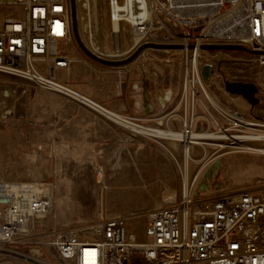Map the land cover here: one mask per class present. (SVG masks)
<instances>
[{
	"label": "built area",
	"instance_id": "1",
	"mask_svg": "<svg viewBox=\"0 0 264 264\" xmlns=\"http://www.w3.org/2000/svg\"><path fill=\"white\" fill-rule=\"evenodd\" d=\"M125 2L75 0L80 39L100 60L124 61L143 44L179 46L183 48L164 53L181 54L185 68L190 69L186 79L197 78L200 84V69L193 72L198 47L237 44L264 52V0H143L146 14L141 20L127 16ZM226 16L230 17L229 27H243V37L223 38L208 31ZM75 45L82 52L73 31L71 0H0V124L15 119L30 127L57 130L62 110L70 105L107 122H112L107 109L123 115L127 112L126 106L114 110L110 103L100 107L73 86L74 61L68 49ZM189 46L195 50H188ZM149 50L154 49L143 51L133 62L139 66V77L147 68ZM83 55L82 67L95 82H105L110 73L121 79L133 64L106 66ZM259 59L264 64V55ZM61 70L65 81L57 76ZM33 87L62 99L47 120L19 114L14 104L8 106L13 99L15 103L25 100ZM132 88L140 89L138 84ZM187 88L189 92L190 84ZM145 91L151 108L152 98L148 89ZM124 92L125 84L120 81L115 95L122 97ZM173 98V91L167 90L163 108ZM199 101L204 113L197 114L194 103L185 108L179 122L169 118L165 124L157 121L151 127L196 137L189 144L182 137L170 139L178 144L176 148L166 144L180 171L181 193L176 191L147 212L142 237L130 225V216L103 214L95 224L61 229L56 182L35 180L17 162L7 163L6 176L0 178V264H264V183L239 191L215 189L223 163L214 161L220 156L201 163L194 172L190 169L191 163L207 158L206 145L217 147V152L220 147H231L221 142L235 141L237 127L245 120L218 113L228 121L224 125L202 99ZM134 107L142 108L139 103ZM199 151L204 155L194 159ZM50 153L53 155L52 148ZM50 219L52 227L46 233Z\"/></svg>",
	"mask_w": 264,
	"mask_h": 264
},
{
	"label": "rangeland",
	"instance_id": "2",
	"mask_svg": "<svg viewBox=\"0 0 264 264\" xmlns=\"http://www.w3.org/2000/svg\"><path fill=\"white\" fill-rule=\"evenodd\" d=\"M68 50L69 56L74 60L72 84L80 92L99 103L104 105L112 103L115 106L117 104L126 106L132 100L133 94L136 96L135 92H139L141 110H137L135 114L131 109H127L124 115L135 119L141 125L154 127L157 121V123L161 121L165 124L169 118L179 122L180 117L185 114V108L187 106L192 108L194 103L196 113H204L200 99L218 116L222 124L228 123L206 99L199 85L195 98L190 88L188 96H184L185 64L181 54L164 53L165 50L160 52L149 50L147 68L142 76L139 77L141 72L135 62L131 65L129 73L121 79L116 74L110 73L105 82H95L91 73L82 67L84 55L79 48L75 45L70 46ZM200 55L201 79L208 91L223 108L245 120L241 124L242 127H237L235 134L237 136L264 134V64L259 59L261 55L202 50ZM206 64L214 67V75L207 81L202 76V67ZM57 76L63 81L66 80L65 71H59ZM145 78L149 81L145 82ZM120 81L125 84L122 97L115 95L116 86ZM225 81L256 84L259 89L257 97L260 103L252 107L243 97L229 94L225 89ZM134 84L140 87L135 92L132 88ZM156 87L159 89L156 90ZM196 87L197 84L195 89ZM145 88L148 89L149 96L152 98L153 107L151 108L146 104ZM169 89L173 91L174 98L171 104L163 108V95ZM61 101L59 95L33 87L25 100L15 103L13 99L8 106L11 107L14 104L19 114L24 113L37 120H47L59 108ZM56 104L59 106L56 107ZM253 121L260 124L244 127L246 122ZM109 123L111 126L107 136L102 139L99 138L100 130H96L97 137L88 138L89 141L65 143L58 140L59 127L57 130L30 127L15 119L3 122L0 124V178L6 176L7 163L15 161L25 174L30 173L35 180L56 182L57 221L58 226L65 230L99 222L102 211L106 215L104 211L106 212V208L110 207L113 198L110 200L108 190L104 192V207L102 198L98 195V189L102 192L104 188L115 184L116 180L130 177L135 180V186L124 188L118 193L117 206L124 210L136 211L137 217L130 218L129 221L135 231L142 232L145 229L143 219L146 214L141 210L148 202H150V209L161 205L164 200H168L172 194H175L174 190L180 194L182 184L180 171L167 151L168 146L164 141L153 140L144 135L133 136L134 133L129 129L114 122ZM221 144L231 145V147H220L217 152V147L206 145L207 158L200 163H191V172L196 171L201 163L213 162L220 156L214 161L221 160L223 163V170L217 177V182L213 184L215 189L231 188V191H239L264 183V155L244 153L240 149L241 146H248L264 150V142L240 144L236 141H227ZM124 146L126 149L121 155L123 171H116L114 169L118 162L115 157ZM53 147L52 155L50 152ZM141 147L143 150H140ZM202 155H204L203 152H196L194 159L200 160ZM4 157L6 158L3 161L1 158L4 159ZM149 160L152 168L155 166L158 172L155 179L152 173H142ZM179 161L183 163L181 153ZM216 164L221 165V162L218 161ZM99 180L102 181L101 186L98 185ZM160 180L163 183H160ZM84 188L89 190L87 197L79 193ZM114 204L116 205L115 202ZM52 223V219L47 221L46 233L49 232Z\"/></svg>",
	"mask_w": 264,
	"mask_h": 264
},
{
	"label": "bare ground",
	"instance_id": "3",
	"mask_svg": "<svg viewBox=\"0 0 264 264\" xmlns=\"http://www.w3.org/2000/svg\"><path fill=\"white\" fill-rule=\"evenodd\" d=\"M125 4H126L125 8H126V11H127V16L129 18H133V19H137V20H141V19L144 18L146 12H145V9H144L143 0H126ZM76 14H77V11H76ZM229 20H230L229 16H226L224 18H221L220 20H217L216 22H214L215 26L214 27H209L208 31L209 32H213V33H218L223 38H232V37H241V36L243 37L244 36L243 27H241L239 24L237 25V27H229V23H228ZM134 37H137V35L134 34ZM154 45H156V44H154ZM190 47L191 46L188 47V50H195V47H194V49H190ZM200 47H198V49L196 51V54H195L196 56H195L194 67H193V72L194 73L199 71V61H200V57H201V55H200L201 54V52H200L201 48ZM158 51L160 52L161 50H158ZM165 51H171V50H165ZM130 67L131 66L128 67V70L130 69ZM187 73L188 74L190 73V69L189 68L188 69L184 68L183 93H184L185 97L188 96V93H189L188 92V88H187L188 84H190V86H191L192 95L194 96V98L197 96L196 89H195V85L197 84L203 89V92H204V95H205L206 99L214 106L215 109H217L220 112V114L221 113L222 114H228V113L231 114L229 111H227V109L223 108L218 103V101L212 96V94L208 91V89L206 88V86L203 83L201 78L199 79L200 84H198L197 78H195V80L186 79L187 75H188ZM91 100L94 101L100 107L104 108V106L101 103H99L98 101L94 100L93 98H91ZM107 111H109L108 115H109V117H111L112 122H114L115 124H118V125L126 128V129H129L136 136L144 135V136H147V137L161 138V139L165 140L166 144L168 146H171L172 148H176L178 146V144H176V142L170 141V139H172V138L175 139V137H182L187 142V144H189L190 141L196 137L195 134H190V133L189 134L179 133V135H178L174 131L172 133H168V132H165L163 130H155L154 128L141 125V124L137 123L136 121L129 119L126 115L119 114V113H117V112H115L113 110H109V109H107ZM251 125H254V124L246 122L244 127L251 126ZM233 140H235L236 142H238L240 144L243 143V142H264V134H254V135H247V136H235L233 138ZM125 149H126V146L121 148V151H119L116 154L115 160H117V162H118L117 165H116V168L114 169L116 171H123V167L121 166V163H122L121 162V160H122L121 155H122V152ZM240 149H242L241 152H244V153H252V154L256 153V154L264 155V150L263 149H257V148L248 147V146H241ZM140 150H143V147H141ZM185 163L186 162H184V164ZM216 165H219V164H216ZM184 170L188 171L189 168H186ZM174 192H176V190H174ZM147 212L145 214H147ZM135 216L137 217V215H131L130 217L133 218Z\"/></svg>",
	"mask_w": 264,
	"mask_h": 264
},
{
	"label": "crops",
	"instance_id": "4",
	"mask_svg": "<svg viewBox=\"0 0 264 264\" xmlns=\"http://www.w3.org/2000/svg\"><path fill=\"white\" fill-rule=\"evenodd\" d=\"M138 93L139 92H135V94H137V95L135 96L133 94L132 100L130 102H128L126 105V108L131 109L133 111V113H135V114H136L137 110L134 107V104L139 103V100H140ZM58 106H59V104H58ZM58 106L56 104V107H58ZM110 106L113 109L117 110L118 108L125 106V104H117L115 106L114 104L110 103ZM61 119H62V122H61V125L59 126V132H58V138L59 139L58 140L61 142H65V143H76V142L89 141V140H87L88 138L97 137L96 132H95L96 130H100L99 138L102 139V138L107 136L106 134H107V131L109 130V126H111L110 123L105 121V120L93 119L91 113L88 110L81 108V107L74 106V105L67 106L66 108H64L62 110ZM78 137H81V138L83 137L86 139H81V138L78 139ZM52 149L54 150V147ZM6 157H7V154H6ZM6 157H4V159L3 158H1V159L4 161ZM144 158H148V157L144 156ZM1 163H2V161H1ZM150 164H152V163L149 160L146 167L145 168H143L144 166L142 167L143 168L142 173H150V174L152 173L154 176L153 179H155L157 177L158 172H157V169L155 168V166H154V168H152V166ZM115 182H116L115 184H111L110 186H108V188H106V189L104 188L102 190V192H100V190L98 189V195L102 198V204L104 207H105L104 192H106L108 190L110 192V200L113 198L112 203L110 202V207L106 208V212L104 211V213H106L108 216L136 215V211L124 210L120 206H117L119 204V202L117 200L118 193L124 188L128 189V188L134 187L135 186V180L131 179L130 177L129 178L128 177L127 178L122 177V178L116 180ZM101 183H102V181L99 180L98 185L101 186ZM160 183H163L162 180H160ZM88 191H89L88 189L84 188V190L82 192L79 191V193H83L82 195L84 197L85 196L87 197ZM114 202L116 203V205L114 204ZM149 209H150V202H148L146 204V206L141 211L146 213ZM101 215H103V211H102ZM98 217H100V216L98 215ZM143 220H144V223L146 225L147 217L145 216ZM130 225L133 227L131 222H130ZM143 233H144V230L140 233L138 232L140 237L143 236Z\"/></svg>",
	"mask_w": 264,
	"mask_h": 264
},
{
	"label": "water",
	"instance_id": "5",
	"mask_svg": "<svg viewBox=\"0 0 264 264\" xmlns=\"http://www.w3.org/2000/svg\"><path fill=\"white\" fill-rule=\"evenodd\" d=\"M72 4V19H73V31L75 35V39L82 50V52L88 56L89 58L104 64L106 66L113 67H122L133 63L137 57L145 50L154 49V50H179L183 47L172 46V45H154V44H143L126 60L120 62H108L103 61L95 57L92 53H90L85 46L83 45L78 31L77 25V14H76V4L75 0H71ZM202 51L214 52V51H227V52H244L251 55H264V52L251 50L243 45L237 44H227V45H202ZM190 49H194V46H191ZM214 75V67L213 65L206 64L202 67V76L205 81L211 79ZM225 89L229 94L236 95L239 97H243L252 107H256L260 103V99L257 97L259 93V89L254 83L247 82H230L225 81Z\"/></svg>",
	"mask_w": 264,
	"mask_h": 264
},
{
	"label": "flooded vegetation",
	"instance_id": "6",
	"mask_svg": "<svg viewBox=\"0 0 264 264\" xmlns=\"http://www.w3.org/2000/svg\"><path fill=\"white\" fill-rule=\"evenodd\" d=\"M241 148V147H240Z\"/></svg>",
	"mask_w": 264,
	"mask_h": 264
}]
</instances>
